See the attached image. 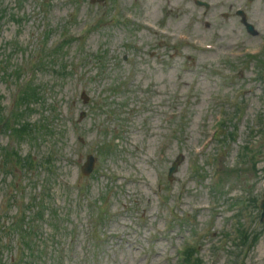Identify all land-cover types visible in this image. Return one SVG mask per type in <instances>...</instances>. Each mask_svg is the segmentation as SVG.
Wrapping results in <instances>:
<instances>
[{
  "label": "rangeland",
  "instance_id": "374dc122",
  "mask_svg": "<svg viewBox=\"0 0 264 264\" xmlns=\"http://www.w3.org/2000/svg\"><path fill=\"white\" fill-rule=\"evenodd\" d=\"M130 1L116 0L114 7L104 10L91 8L88 0H80L79 5L67 0H51L47 15L41 18L37 10L34 14L30 13L33 8L30 0L23 4L22 9L15 7V0H0L7 7L6 14L25 11L29 15L19 25L6 20L0 29L1 53H7L14 42L22 47V51L18 50L12 56L13 62L17 63L25 60L33 49L35 36L42 29V20L45 21L43 25L54 26L47 41V46H50L60 38L64 23H69L70 33L78 34L86 22L95 21L99 16L107 18L110 13L113 17L112 21L106 19L99 27L88 30L82 38L84 41L81 47L76 41L67 48L66 60L71 69L66 76L59 77L50 68L35 74L36 84L44 87L46 103L40 107L33 103L35 112L28 120L36 121L40 112L49 110L55 103L57 110L52 121L56 134L50 139L53 141L36 139L32 144L19 139L20 143H16L9 138L8 133H0V144L10 142L24 156L33 153L44 157L50 149L57 151L53 157L56 170L48 197L50 205L55 207L57 213L48 214L47 219L63 223V229L58 228L55 236L66 242L70 241V233L75 230L71 240V255L67 256L66 264H144L146 260V264H166L164 258L168 257L169 252H173V248L170 249V236L178 231V227L174 226L168 232V243L158 238L164 236L165 224H168L165 221L173 216L169 215L171 209L177 215L193 212L197 230L206 224L201 223L202 218L199 215L202 212L197 207L202 203L207 204L210 196L207 189L199 184V179L191 168V161L199 162L200 166L203 164L202 175L209 182L212 173L206 155L211 152L213 143H209L199 154L194 152V147L202 146L199 143L200 137H203L202 126L209 127L214 118L216 107L212 102L220 97H234L240 92L236 98L245 106L243 114L238 116L236 142H232L221 156L223 164L228 166H232L236 160L237 147L244 140L247 123L255 120L264 108V79L257 78L255 65L239 73L232 67L233 64L242 62L243 58L239 56L246 47L257 48L264 40V0H210L213 6L207 10L206 16L200 14L202 9L194 10L192 1L188 0H172L180 4L179 14L176 11L169 13L162 0H140L142 6L140 9L135 8V11L126 6ZM185 7H188V11H183ZM236 7H243L259 31L258 35L252 36L245 32L239 17L233 12ZM126 11L133 12L131 20L134 23L124 22L121 14L126 15ZM217 11L227 13L223 17L215 18ZM182 12L191 14L189 25L181 22L183 18V21L186 19ZM181 16L183 18L180 19ZM142 19L167 28L170 26L173 32L183 31L189 35L190 40L180 44L176 37L154 33L141 26ZM194 38L198 40L196 44L203 46L214 43L216 49L204 50L198 45L195 46ZM104 48L108 52L106 59L109 69L105 73H96L91 65L92 60L89 61L88 57ZM82 54H85L88 61L76 64ZM229 55L235 60L230 65L225 61V57ZM232 74H235L233 78ZM114 77L127 82L121 93L110 98L116 106L121 104L118 106V114L123 121L120 123L121 132L117 131L121 143L114 150L100 152L99 155L97 150L100 151L102 130L105 127L116 128L111 120L107 122L106 114L95 105L103 98L110 100L108 84ZM13 90L11 81L0 82V104L5 108L10 105ZM82 90L91 98L89 105L82 104ZM82 110L86 115L79 119ZM172 113H180L177 116L186 117L185 127L177 138L171 131L178 118L176 115L170 116ZM77 136L84 137L85 142L79 144ZM162 142L166 144L160 152ZM88 151L96 152L100 156L98 172L89 180L80 178L77 170ZM178 153L184 154L185 162L177 172L175 180L167 183L166 168ZM8 158L9 156L2 160H11ZM239 166L249 172L227 179H235L237 183L229 197L243 195L246 185L249 186V192L252 190L260 193L264 188V171H260V167L264 166V153L255 169L246 160ZM248 173L252 175L250 178L247 177ZM33 176L34 178H29L31 184L25 181L27 193L34 187L37 191L39 189L35 184L37 181L33 179L41 175L35 172ZM160 179V194L164 196V202L156 195V186ZM10 180V176H4L0 171V210L5 192L12 194L11 189H7ZM227 180H220V188L224 190V194L219 197V201L224 203L222 208L226 205L225 194L229 190ZM83 184H88V197L91 198L97 197L110 187L108 218L99 228V232L105 234L100 250L93 247V240L89 235L90 212L78 199L76 187ZM220 209L218 207L217 210ZM13 212L9 211L4 219L10 218ZM49 212L48 209L46 213ZM220 214L215 217L216 223ZM57 215L61 216V221L56 220ZM40 222L42 232L50 233L52 227L47 220ZM221 223L229 222L223 219ZM157 236V240H154ZM215 239L216 236L207 240L206 245L201 248L200 254L206 260H211L208 245ZM180 240L181 238H176L173 241L178 244ZM152 248L156 250V254H153ZM263 248L264 229L256 244L244 253L241 260L245 259L244 264H252L253 258L264 259L261 255ZM14 251L15 249H10L4 256L13 255ZM262 259L258 264H261ZM50 260H53L51 256ZM222 261L223 258H220L218 263L221 264ZM175 262V258L171 256L168 264ZM47 263L52 262L48 260ZM226 264L239 262L237 258H233Z\"/></svg>",
  "mask_w": 264,
  "mask_h": 264
},
{
  "label": "bare ground",
  "instance_id": "6f19581e",
  "mask_svg": "<svg viewBox=\"0 0 264 264\" xmlns=\"http://www.w3.org/2000/svg\"><path fill=\"white\" fill-rule=\"evenodd\" d=\"M261 255L264 256V248L261 251Z\"/></svg>",
  "mask_w": 264,
  "mask_h": 264
}]
</instances>
